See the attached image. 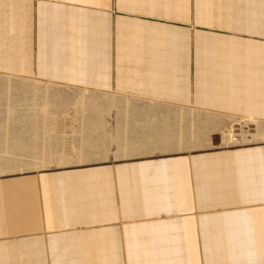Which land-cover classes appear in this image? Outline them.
I'll return each instance as SVG.
<instances>
[{
    "label": "crops",
    "instance_id": "crops-1",
    "mask_svg": "<svg viewBox=\"0 0 264 264\" xmlns=\"http://www.w3.org/2000/svg\"><path fill=\"white\" fill-rule=\"evenodd\" d=\"M0 71L78 93L0 264H264V0H0Z\"/></svg>",
    "mask_w": 264,
    "mask_h": 264
},
{
    "label": "rangeland",
    "instance_id": "rangeland-1",
    "mask_svg": "<svg viewBox=\"0 0 264 264\" xmlns=\"http://www.w3.org/2000/svg\"><path fill=\"white\" fill-rule=\"evenodd\" d=\"M73 95L78 93L68 86L43 82L32 75L0 71V146L5 151L1 155H8L9 146H15V154H10L17 162L41 163L39 159L48 157L42 152L44 143L51 151L56 150V134L62 128L61 115L70 113L72 108L78 112L77 105L59 104V101H69ZM44 106L50 114L44 113ZM70 124L71 121L64 120L63 128ZM52 128L56 130L51 132ZM233 133L236 131L232 130L229 135Z\"/></svg>",
    "mask_w": 264,
    "mask_h": 264
}]
</instances>
